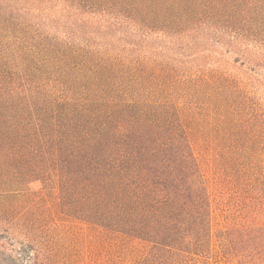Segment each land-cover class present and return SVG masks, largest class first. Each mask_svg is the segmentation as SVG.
Listing matches in <instances>:
<instances>
[{
    "label": "trees",
    "instance_id": "16d2710c",
    "mask_svg": "<svg viewBox=\"0 0 264 264\" xmlns=\"http://www.w3.org/2000/svg\"><path fill=\"white\" fill-rule=\"evenodd\" d=\"M67 219L264 264V0H0V264Z\"/></svg>",
    "mask_w": 264,
    "mask_h": 264
},
{
    "label": "rangeland",
    "instance_id": "374dc122",
    "mask_svg": "<svg viewBox=\"0 0 264 264\" xmlns=\"http://www.w3.org/2000/svg\"><path fill=\"white\" fill-rule=\"evenodd\" d=\"M214 207L217 209L214 227L217 235L221 234L224 229L227 218L224 216V204L215 203ZM134 221L136 222V220ZM101 224L99 222V225H93L74 219L55 221L54 228L49 235L56 249L52 264H158L154 252L151 250L153 248L152 243L141 242L130 235L125 236L118 231V227L110 229L101 226ZM2 236L3 241L8 242L6 255L10 257L16 253L15 251L20 244L13 241L8 235ZM225 247L226 245L219 241L211 255L190 256L182 264H238L236 260H231L228 249ZM12 248H15L14 251ZM164 253L166 258H173L176 254H182V252H177L172 248L166 249ZM161 261L163 263L160 264L170 263ZM7 262L8 264H20L19 261L13 263L9 258H7Z\"/></svg>",
    "mask_w": 264,
    "mask_h": 264
}]
</instances>
